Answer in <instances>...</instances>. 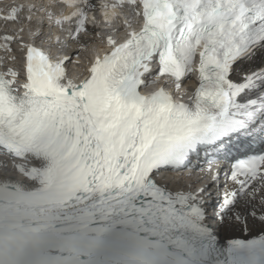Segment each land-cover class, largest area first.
<instances>
[{
  "label": "snow or ice",
  "instance_id": "snow-or-ice-1",
  "mask_svg": "<svg viewBox=\"0 0 264 264\" xmlns=\"http://www.w3.org/2000/svg\"><path fill=\"white\" fill-rule=\"evenodd\" d=\"M0 19L19 25L0 35V264H264V0Z\"/></svg>",
  "mask_w": 264,
  "mask_h": 264
},
{
  "label": "bare ground",
  "instance_id": "bare-ground-1",
  "mask_svg": "<svg viewBox=\"0 0 264 264\" xmlns=\"http://www.w3.org/2000/svg\"><path fill=\"white\" fill-rule=\"evenodd\" d=\"M10 163V162H9ZM220 235H221V237H223V238H226L225 236H224V234L223 233H219ZM257 234H259L258 232L257 233H255L254 235H257ZM248 236H251V235H244V234H239V235H235V236H232V238L233 237H248ZM231 238V237H230Z\"/></svg>",
  "mask_w": 264,
  "mask_h": 264
}]
</instances>
